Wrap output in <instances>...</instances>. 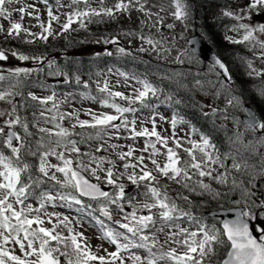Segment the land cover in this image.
<instances>
[{
    "label": "snow or ice",
    "instance_id": "6c2138e0",
    "mask_svg": "<svg viewBox=\"0 0 264 264\" xmlns=\"http://www.w3.org/2000/svg\"><path fill=\"white\" fill-rule=\"evenodd\" d=\"M39 2L46 6V21L36 3L0 0V20L8 22L7 29L0 24L5 41L48 45L50 38L67 39L70 32L87 31L91 23L125 17L131 22L132 14L137 13L140 28L122 35L140 41L136 52L166 59L171 55V49L165 47L169 42L146 35L143 28L151 25L160 32L162 26L171 30L178 23L186 29L192 20L189 0H169L167 9L160 6L157 11L148 0H114L110 6L98 0L97 7L92 0H56L55 8L49 0ZM14 4L17 7H9ZM166 11L174 22L165 25L161 13ZM253 11H264V0H249L237 9L225 8L221 14L236 22L228 31L238 34L225 39L253 53L254 59H240L247 75L261 80L255 91L264 101V67L255 66V61L264 65V23L244 22L252 19ZM14 12L17 20L12 18ZM26 17L36 23L26 26ZM95 42L116 46L115 53L105 49V56L135 58L132 51L120 46L118 35ZM186 43L193 47L179 52L175 63L197 66L208 59L202 51L197 54L195 39ZM9 52L16 60L35 66L0 67V102L9 106L0 109V264H264V199L257 195V180H264V110L247 105L243 90L236 89L231 69L221 56L212 55L206 74L197 68L195 74L174 72L160 79L174 81L177 90L224 99L223 108L199 106L202 111L210 110L203 111L205 117L220 115L232 123L234 130L227 137L230 147L223 153L211 132L197 129L175 110L174 106L183 103L176 90L166 91L147 76L108 68L102 79L95 81L97 94L83 92L80 97L109 111L76 109L73 93L65 94L63 100H57L54 92L38 96L30 91L24 97L28 78L44 72L45 67L49 76H63L66 84L73 80L55 58L0 48V61H7ZM202 75L212 78L202 79ZM188 76L193 80L191 87ZM74 80L89 88L79 75ZM121 87L125 91L118 90ZM18 96L24 102L17 103ZM29 100L34 103H27ZM62 104L71 110H61ZM160 104L173 108L171 118L159 113ZM33 107L39 112H33L31 119L20 114ZM81 111L89 119H81ZM239 113H243L242 118ZM158 120L170 125V136L158 131L162 127ZM185 124L189 131L180 137L177 133L183 129L179 126ZM138 138H144L141 149L110 142ZM93 140L97 141L95 146L83 151L81 145ZM109 150L115 159L99 155ZM236 174L247 177V186ZM206 179L239 191L240 198L232 200L233 207L228 209L233 218L207 222L202 214H196L189 194H208L213 199L228 195L213 189ZM125 180L137 188L136 196L128 195ZM56 208L76 215L57 212ZM85 225L97 233L100 244L95 248L85 235Z\"/></svg>",
    "mask_w": 264,
    "mask_h": 264
},
{
    "label": "trees",
    "instance_id": "16d2710c",
    "mask_svg": "<svg viewBox=\"0 0 264 264\" xmlns=\"http://www.w3.org/2000/svg\"><path fill=\"white\" fill-rule=\"evenodd\" d=\"M189 2L192 6V20L186 29L193 32V34L197 33L202 36L207 44L214 50V52L227 62L232 72L235 87L238 91L241 89L243 90V95L247 105L252 108L264 110V104L255 91L256 88L261 86V80L250 78L242 70L244 67L242 66L240 57H251L253 59L254 57L244 46L230 44L225 39V32L229 27H231L232 24L235 23V21L231 20L230 18L223 17L221 13L216 12L219 8L231 7L234 1L189 0ZM248 2L249 1H247V3ZM254 12L264 11H253L252 13ZM119 23L120 20H105L102 23H91L88 25L87 31L79 30L76 32H70L67 39L61 37L59 39L52 40L50 38L48 45H44L42 43L28 45L19 40L5 41L4 38H2L0 39V48H4L6 50L15 49L29 55L44 53L49 59L55 58L57 65L60 66L65 72H68L73 77V80L68 84L63 83L60 86H52L51 89L53 92H63L69 90L78 92L79 95L83 92H90L88 89L83 88V84L77 85L75 83L74 77L79 75L81 78H88L89 76L93 75V72L98 70L102 71L103 69H107L109 67L113 69L119 68L121 71H126L130 74H136L142 77L147 76L149 80L164 87L166 91L176 90L177 98L182 99L183 103L178 106H174L175 110L178 111L180 115L185 118V120L194 125L197 129H200L204 132H211L214 142L217 144V147L222 153L228 151L230 146L227 142V137L232 129L227 124L216 121L214 117H205L203 115L204 109L202 111L199 107L201 104L196 99L197 93L189 92L186 89L177 90L175 82L174 84H171L169 80L156 79L163 74H172L174 72L188 73L191 71L193 74H195L198 68L197 66L152 60L147 53H138L135 50H132L135 58L121 57L118 55L109 57L103 55L105 49H108L110 44L105 45L101 42L98 43V47L95 41L102 37L119 35L123 30L117 28V26L120 25ZM73 27H76V25H73ZM81 41H84V43H81ZM96 53H101V55L96 56ZM8 55H11L10 52ZM256 62L260 64L259 61ZM25 63L32 62L25 61ZM201 64L207 67V64ZM34 66L35 65L32 64L31 66L27 67L32 68ZM168 70H172L173 72ZM156 72L157 74L155 77L151 75V73ZM47 73L48 69L45 67L44 72L39 74L34 73L28 78V85L23 89L24 97H27L28 90L31 87L43 88L40 85H44V82L40 83L38 80L43 77L45 81L46 76H49ZM189 77L191 76H188V78ZM45 86L50 87L48 84ZM189 87H191V85ZM16 98L17 103L24 102L22 97L18 96ZM27 103L31 104V101L29 100ZM160 105L159 107H161ZM33 108H29L26 111L21 110L20 114L31 119L29 114ZM168 111L172 115L173 108L168 107ZM213 124L216 126L215 130H213ZM221 125L224 127L221 128ZM32 131L35 132L34 130ZM77 131L79 130L77 129ZM236 177L238 180L247 179V177L241 174H236ZM211 183L213 189L221 192L222 194L228 193L227 198H223L222 196L221 198L213 199L208 194H205L204 196L189 194L190 198L196 205V214H202L206 218L207 222H213L214 220L213 217L209 216L210 211L227 208L232 199L239 198L237 191L230 193V187L224 188L225 186L222 187L223 185L217 186L218 184L215 181H211ZM171 188L177 189L178 186L171 185ZM173 195H175V192H173ZM215 219L218 220L217 218ZM61 259L63 260V258Z\"/></svg>",
    "mask_w": 264,
    "mask_h": 264
},
{
    "label": "rangeland",
    "instance_id": "374dc122",
    "mask_svg": "<svg viewBox=\"0 0 264 264\" xmlns=\"http://www.w3.org/2000/svg\"><path fill=\"white\" fill-rule=\"evenodd\" d=\"M233 1H234L233 4L231 5V7H229L230 10L237 9L239 6H243V5L247 4V1H249V0H233ZM24 2L25 3H36L37 7L39 8V10L42 14L41 18L45 21L47 20L46 6L43 3H40L39 0H24ZM52 2H53V4H52L53 7L55 8L56 0H52ZM113 2H114V0H105L106 6H110ZM148 2H149V5L155 6L152 9L153 11H157L160 6H163V7H165V9H167L168 5H169V0H148ZM92 5H93V7H97L98 6V0H92ZM9 7L10 8L11 7H17V5L14 4V5H10ZM224 9L225 8H219L216 12L222 13V11ZM254 13H251L252 19L250 21H244V22L251 23L253 25L259 24L260 22L258 23L257 21L254 20V16L256 14H263L264 12H254ZM161 15L164 16V18H165V25L167 23H173L174 22L173 19L167 14V11L161 13ZM138 16H139V14L133 13L131 22H129L126 17L124 19H119L120 25L117 26V28L123 29L122 32L118 35L120 46H123L126 49H129L130 51L136 50V48L140 46V41L138 39H136L135 37H126V36L122 35V33L127 32L128 30L129 31H137L140 28V26L138 24ZM12 18H13V20L18 19V16L15 12L13 13ZM35 23H36L35 20H32L28 17H26L24 20V24L26 26H30V25H33ZM0 24H3L5 29H7V27H8L7 21L0 20ZM54 27H56V26L54 25ZM31 30L33 32L39 31L38 28H32ZM143 31L146 35H151L154 39H157V40H160L161 37H163L164 39H166L169 42L168 44L165 45V47H169L171 49V55L167 56L166 59H159L156 57L155 53H151V52L147 53L148 56L152 60H159V61L171 62V63H174V59L179 52H181L185 49H189L186 45V40L193 35V32H191L188 29H185L184 26H182L178 23H177V26L171 30L167 29L165 26H162L161 31L157 32L155 30V28H152L151 25H149L148 27H144ZM226 35L236 37L238 34L234 33V32H230L227 29L224 36H226ZM173 37H176V39L173 40L172 39ZM2 38H4L3 35H0V39H2ZM130 40L132 41L131 44L129 43ZM96 45L99 47L98 43H96ZM144 47H148V45L145 44ZM107 50H110L113 53H115L116 52V46L110 44V46L108 47ZM250 54L253 56L252 52H250ZM249 59H253V58L249 57ZM32 64L33 63H25V62L18 61L14 57H12L11 55H9V59L7 61H0V67H3L4 69L14 68V67H27V66H31ZM242 66L244 67V68H242V70L247 74V69H246V66L244 65L243 62H242ZM255 66L257 68L264 67L261 64H258L256 61H255ZM197 67L202 68L204 70L205 74L207 73V67L203 66L202 64L197 65ZM109 68H111V67H109ZM107 69H103L102 71L101 70L95 71L92 73L93 75L89 76L88 78H83V77L81 78L82 81H87L89 83L88 90L92 94H97L95 81L98 79H102L103 74L107 72ZM168 71L173 72L172 70H168ZM97 73H100L101 75L98 76ZM156 74H157V72L151 73V75H153L154 77L156 76ZM160 77L161 76L157 77L156 79L159 80ZM201 78L202 79H208V78H212V77H210L209 75H202ZM110 79H112V77H110ZM38 81H40V83L44 82V87L43 88L31 87V88H29L28 92L31 91L38 96H48V95H52V93H53V90L51 89L52 86H58V85H62L64 83L63 82L64 77L51 75V76H46L45 81H44L43 77ZM170 83L174 84V81H170ZM187 83L189 86L193 83L192 77L188 78ZM46 84L50 85V87L45 86ZM118 90L125 91V89L123 87L119 88ZM128 91H131V89H128ZM209 91H210V89H209ZM67 93H73L74 94L75 99L72 101V104L76 109H89V108H91L93 111H97V112L98 111H109L108 109H101L99 104L94 103L90 100L81 99L79 93L75 92V91H69V90H66L63 92L57 91L55 93L57 100H63L65 97V94H67ZM196 93H197L196 99L200 104H213V105L218 106L220 108H223L225 106V101L223 98L217 99L213 96L204 95L203 93H200V92H196ZM15 100L17 102V98H15ZM262 102L264 104V101H262ZM32 103H34V102L31 101V104ZM160 106L161 107H159V109H157L159 111V113H161L162 115H164L166 117L171 118V114L168 111V106L165 104H163V105L161 104ZM8 107L9 106L7 104L0 102V109H7ZM61 110L70 111L71 108L67 104H62ZM204 111H210V110L205 108ZM33 112L38 113L39 109L33 108L30 111V114H29L30 117H32ZM145 114H146V112H145ZM239 115L242 118L243 113H239ZM80 118L81 119H89L88 116L83 114V111H81ZM214 118L216 119V121L223 122V123L227 124L232 130H234L233 125L230 121H224L220 115H217ZM158 123L162 126V127L158 128V131H161L163 135L170 136L171 132H172L170 125L166 122H161L159 120H158ZM48 126L50 127V125H48ZM65 126H67V122H65ZM148 127L150 128L151 125L149 124ZM179 127L182 128L183 130L178 131L177 134L180 137H184L186 135V133L189 131V126L187 124H185V125H181ZM164 129H167V131L166 132L163 131ZM31 130H34L36 132L35 128H32ZM76 138L79 139V137H76ZM193 138H196V137H193ZM110 142L111 143H120V144H124V145H134L137 149H141L144 147V138H138L136 141L129 140V139H121L119 141L113 140ZM96 143H97V141L93 140V141H90L89 144L81 145L82 150L88 151L91 147H94ZM185 146H187V145H185ZM158 147H159V145H158ZM124 150H126V149H124ZM136 154L139 155L140 154L139 151ZM99 155L111 156L112 159H115V156L112 155L111 150H109V152L100 153ZM145 155H147V153H145ZM180 155L182 156V158L187 159L186 155L182 151H181ZM158 159H160L162 161L164 159V157L160 156V157H158ZM52 162L56 163L55 159H53ZM243 180L245 181V186H247V179H243ZM123 182L128 187V195L129 196H136L138 190L134 186L129 185L127 180H125ZM206 182L212 184L211 181H209V180H206ZM257 183L260 184V188L257 189V195L261 199H264V180L258 179ZM217 186H221V185L218 184ZM129 187H130V189H129ZM222 187H224V186H222ZM229 187H230V185H229ZM224 188H226V187H224ZM232 192H234V191H230V193H232ZM237 192L239 194L238 190H237ZM234 197H236V196H234ZM239 198H240V194H239ZM239 198H236V199H239ZM232 200H234V199H232ZM230 207H233L231 202L227 208H230ZM48 210L53 211L52 208H49ZM128 210L130 211L131 209H128ZM55 211L62 212L66 215H72V216L76 215L74 212L69 213L66 209H62V208H56ZM84 231H85V235L91 238V243H92L94 248L100 244V241L98 239H96L97 233L93 227L85 225ZM161 239H163V237H161ZM104 246L109 247L107 244H105ZM111 250H113V249L111 247H109V251H111Z\"/></svg>",
    "mask_w": 264,
    "mask_h": 264
},
{
    "label": "water",
    "instance_id": "95a60500",
    "mask_svg": "<svg viewBox=\"0 0 264 264\" xmlns=\"http://www.w3.org/2000/svg\"><path fill=\"white\" fill-rule=\"evenodd\" d=\"M254 20L260 23H264V13L255 15ZM192 39H195L197 41L195 45L197 49V54L199 55L200 52L202 51L204 56L208 58L206 60H203L202 62H206L209 64L211 62L212 55L216 54L214 50L206 43V41L199 34L197 33L194 34L188 40H192ZM187 46L189 50L193 47V45L188 44V43H187ZM105 190H108V188H105ZM209 215L212 217L219 218V219L233 218V213L229 211L228 209H219V210L210 211Z\"/></svg>",
    "mask_w": 264,
    "mask_h": 264
}]
</instances>
